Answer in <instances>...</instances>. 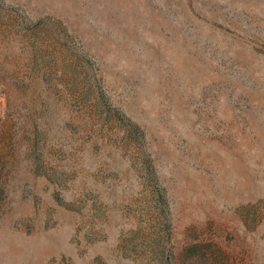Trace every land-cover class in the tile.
I'll return each instance as SVG.
<instances>
[{
  "label": "rangeland",
  "instance_id": "rangeland-1",
  "mask_svg": "<svg viewBox=\"0 0 264 264\" xmlns=\"http://www.w3.org/2000/svg\"><path fill=\"white\" fill-rule=\"evenodd\" d=\"M0 264H264V0H0Z\"/></svg>",
  "mask_w": 264,
  "mask_h": 264
}]
</instances>
